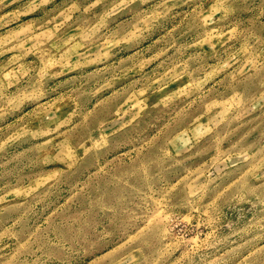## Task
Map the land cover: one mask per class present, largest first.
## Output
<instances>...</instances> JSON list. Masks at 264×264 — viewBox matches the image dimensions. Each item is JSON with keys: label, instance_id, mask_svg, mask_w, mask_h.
<instances>
[{"label": "rangeland", "instance_id": "obj_1", "mask_svg": "<svg viewBox=\"0 0 264 264\" xmlns=\"http://www.w3.org/2000/svg\"><path fill=\"white\" fill-rule=\"evenodd\" d=\"M0 264H264V0H0Z\"/></svg>", "mask_w": 264, "mask_h": 264}]
</instances>
